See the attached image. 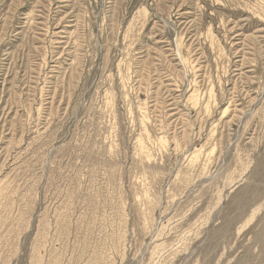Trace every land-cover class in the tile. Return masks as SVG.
Returning <instances> with one entry per match:
<instances>
[{
  "label": "rangeland",
  "instance_id": "obj_1",
  "mask_svg": "<svg viewBox=\"0 0 264 264\" xmlns=\"http://www.w3.org/2000/svg\"><path fill=\"white\" fill-rule=\"evenodd\" d=\"M257 251L264 0H0V264Z\"/></svg>",
  "mask_w": 264,
  "mask_h": 264
},
{
  "label": "bare ground",
  "instance_id": "obj_2",
  "mask_svg": "<svg viewBox=\"0 0 264 264\" xmlns=\"http://www.w3.org/2000/svg\"><path fill=\"white\" fill-rule=\"evenodd\" d=\"M185 62V61H184ZM201 71V70H200ZM194 88V87H193ZM196 90V89H195ZM237 91V90H236ZM211 92V91H210ZM231 95V94H230ZM209 101V100H208ZM230 102V101H229ZM210 103V102H209ZM202 105V104H201ZM192 106V105H191ZM199 106V105H198ZM194 107V106H193ZM212 111V110H211ZM227 111V110H226ZM209 112V111H208ZM204 113H205V111H204ZM173 114V113H172ZM225 114H226V112H225ZM183 115V114H182ZM182 118H183V116H182ZM198 121V120H197ZM210 121V120H209ZM187 122V121H186ZM215 122V121H214ZM162 123V122H161ZM177 124V123H176ZM226 125V124H225ZM216 126V125H215ZM193 128V127H192ZM196 128V127H195ZM169 129V128H168ZM184 131V130H183ZM183 133V132H182ZM192 135V134H191ZM194 135V134H193ZM192 135V136H193ZM183 138V137H182ZM175 142V141H174ZM167 144V143H166ZM188 144V143H187ZM181 146V145H180ZM180 149H181V147H180ZM187 149V148H186ZM252 256H253V258L255 259V261L256 262H254L253 264H261V260L262 259H264L263 258V255L261 254V252L260 251H257L256 253L255 252H253L252 253ZM263 261V260H262Z\"/></svg>",
  "mask_w": 264,
  "mask_h": 264
}]
</instances>
